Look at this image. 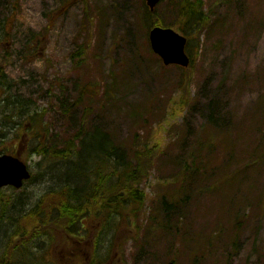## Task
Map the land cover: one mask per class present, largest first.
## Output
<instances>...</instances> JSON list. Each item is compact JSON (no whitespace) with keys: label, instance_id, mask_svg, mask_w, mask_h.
I'll list each match as a JSON object with an SVG mask.
<instances>
[{"label":"rangeland","instance_id":"rangeland-1","mask_svg":"<svg viewBox=\"0 0 264 264\" xmlns=\"http://www.w3.org/2000/svg\"><path fill=\"white\" fill-rule=\"evenodd\" d=\"M169 1L156 5L164 20L172 13ZM203 2L209 24L187 36L190 64L182 68L164 65L148 50L147 22L139 19L144 0H0V17L14 15L6 56L0 43L10 81L5 95L31 98L32 108L46 110L47 146L63 148L85 112L88 123L102 125L129 150L159 145L139 184L146 199L142 211L136 219L128 215L129 223L118 222L120 228L102 241L101 227L91 229L82 264L91 262L98 240L104 264H264V0ZM33 32L43 42L41 55L31 61L23 44ZM80 47L82 67L71 56ZM85 82L92 85L84 102L62 113L80 98ZM211 110L220 118L216 126L208 122ZM11 117L0 115V129L10 131L0 138V150L20 148L31 178L20 189L0 188V216L29 210L43 197L54 201L48 193L55 195L64 164L31 152L34 142L25 133L13 140L17 118ZM209 128L214 148L204 149L216 150L212 170L181 177L176 159L188 157L196 134L208 135ZM170 194H184L185 203H176L164 219L160 197ZM161 221L177 225L176 233L161 231ZM32 247L58 263L43 239Z\"/></svg>","mask_w":264,"mask_h":264},{"label":"trees","instance_id":"trees-1","mask_svg":"<svg viewBox=\"0 0 264 264\" xmlns=\"http://www.w3.org/2000/svg\"><path fill=\"white\" fill-rule=\"evenodd\" d=\"M162 2L165 0H161L158 5ZM169 5L172 7L170 19L164 20L157 6L154 11H151L145 3L143 4L144 11L139 19L147 22L145 25L147 35L150 26L153 25L176 27L186 36L195 32L199 33L208 26L209 17L204 12L203 0H170ZM13 24L14 15L0 17V43L6 45L4 55L5 52H9ZM30 35L23 47L25 57L29 56L32 61L41 55L43 40L40 33L33 32ZM188 42L191 44L192 40L188 38ZM148 50H150L149 41ZM84 54L85 49L80 47L71 55L75 61L78 60L79 67L84 65ZM9 85L10 81L0 63V104L2 108L0 115L4 114L6 117L12 115L18 120H13L15 127L11 131L12 139H16L13 137L16 134L21 138L20 134L25 133L29 140L34 142L31 145V152L34 151L52 162L56 160L55 163L64 164L58 173L61 181L58 188L54 190L55 195L48 193V196H55L50 197V199L54 198V201L43 197V202L42 199L39 200L29 210L13 214L14 216L4 215L9 217L2 237L4 241L0 242V264H55L49 253L40 252L32 247L33 242H38L39 239L44 240L47 244V251L49 249L51 255L57 256V264H72L73 260H78L77 264H82L84 261L83 245L87 243L91 229L101 227L103 236L100 239L102 241L107 233L114 231L116 225L119 224L118 228H120L121 223L118 222L129 223L128 215L136 219L138 211H142L146 199L144 190L139 187V184L154 166L153 161L158 154L159 145L152 147L153 145L144 143L129 150L123 144L116 143L111 134L102 128V125L88 123L87 112H85L79 118L78 130L72 139L65 140L63 148L47 146L45 134L48 129L42 125L46 110L44 108L39 110L38 107L32 108L31 105H36V102L31 98L24 101L20 99V96L14 98L6 96ZM88 85L92 84L85 82L80 85V98L69 102L62 113H70L75 106L84 102L81 97L83 93L89 92L86 89ZM91 98L92 95L88 98L86 105L91 104ZM208 117V122H212L214 126L221 123L220 118L215 117L212 110ZM209 129L206 132L208 135H203V137H200L201 132L196 134L188 157L180 159L178 156L176 159V164L181 165L178 170V175L181 177L189 172L205 176L212 170L216 160V150L204 149L207 144L214 148L215 141L212 137H207L214 134V129ZM8 132L6 129H0V138L2 140L7 138L10 134ZM9 150L6 147L0 151L10 153ZM224 150L225 156H228L229 150L227 148ZM17 151L21 152L20 148L15 152ZM71 176H74V179H71ZM72 185L78 187L74 189ZM212 186L218 185L213 183ZM184 194L179 197L170 194L168 198L166 195H161L160 204L165 211L164 219L176 203H185ZM46 202L47 205H45ZM174 227L177 228V225L174 226L170 222L158 223L161 231L170 234L176 233ZM137 235L131 238L136 240ZM98 241L94 257L91 256V262L87 264H104L106 261V257H102L98 252L100 248Z\"/></svg>","mask_w":264,"mask_h":264},{"label":"water","instance_id":"water-1","mask_svg":"<svg viewBox=\"0 0 264 264\" xmlns=\"http://www.w3.org/2000/svg\"><path fill=\"white\" fill-rule=\"evenodd\" d=\"M160 0H145L150 10L155 9V5ZM148 40L150 47L165 65H179L186 67L189 65V56L185 51L187 42L186 36L176 29L154 25L149 29ZM30 170L19 154H0V188L13 186L21 188L24 181L29 179Z\"/></svg>","mask_w":264,"mask_h":264},{"label":"bare ground","instance_id":"bare-ground-1","mask_svg":"<svg viewBox=\"0 0 264 264\" xmlns=\"http://www.w3.org/2000/svg\"><path fill=\"white\" fill-rule=\"evenodd\" d=\"M58 173L56 175H58ZM71 179H74V176H71ZM58 180L61 181V178L59 177ZM72 186L74 187V189H76L78 187L77 185H72ZM6 228L7 227L5 226L4 217L1 214V216H0V242L2 241V237H3V234L5 233Z\"/></svg>","mask_w":264,"mask_h":264}]
</instances>
